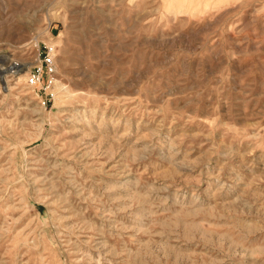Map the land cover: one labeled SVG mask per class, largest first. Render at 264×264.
<instances>
[{
  "label": "rangeland",
  "instance_id": "1",
  "mask_svg": "<svg viewBox=\"0 0 264 264\" xmlns=\"http://www.w3.org/2000/svg\"><path fill=\"white\" fill-rule=\"evenodd\" d=\"M7 58L0 264H264V0H0Z\"/></svg>",
  "mask_w": 264,
  "mask_h": 264
},
{
  "label": "bare ground",
  "instance_id": "2",
  "mask_svg": "<svg viewBox=\"0 0 264 264\" xmlns=\"http://www.w3.org/2000/svg\"><path fill=\"white\" fill-rule=\"evenodd\" d=\"M8 59V58H7ZM8 61V64L1 68V72L3 74V79H4V82L6 83L7 87H8V72H12V73H15V72H22V70H25L26 69V65L25 64H22L21 62L20 63H14L12 61H10L9 59L7 60Z\"/></svg>",
  "mask_w": 264,
  "mask_h": 264
},
{
  "label": "built area",
  "instance_id": "3",
  "mask_svg": "<svg viewBox=\"0 0 264 264\" xmlns=\"http://www.w3.org/2000/svg\"><path fill=\"white\" fill-rule=\"evenodd\" d=\"M47 60H48L49 64H52L53 59L51 56H49Z\"/></svg>",
  "mask_w": 264,
  "mask_h": 264
}]
</instances>
